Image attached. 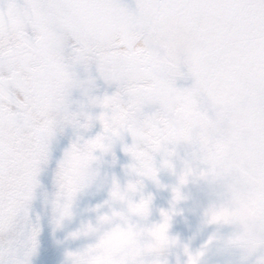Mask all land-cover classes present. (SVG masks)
<instances>
[{"label":"rangeland","instance_id":"374dc122","mask_svg":"<svg viewBox=\"0 0 264 264\" xmlns=\"http://www.w3.org/2000/svg\"><path fill=\"white\" fill-rule=\"evenodd\" d=\"M0 239L264 264V0H0Z\"/></svg>","mask_w":264,"mask_h":264},{"label":"snow or ice","instance_id":"6c2138e0","mask_svg":"<svg viewBox=\"0 0 264 264\" xmlns=\"http://www.w3.org/2000/svg\"><path fill=\"white\" fill-rule=\"evenodd\" d=\"M126 159V157L124 155H119L113 168H112V174L115 175L117 172H119L121 170V165H123L124 167H126V164H123V161ZM144 191L148 192V194L150 196H152L153 201H155L156 196L160 193L161 189H159L158 187H156L155 185L151 186V190L149 188V184L148 182H145L144 185ZM162 199V197H161ZM97 207H99V205H97ZM156 211H159V209H156ZM186 223H188V221H185ZM4 241L2 239H0V243H3ZM58 249L55 247H51L46 249L43 245L41 246V250L37 256V264H57L56 261V251ZM58 264H60V259ZM168 264H174V262L170 261L168 262Z\"/></svg>","mask_w":264,"mask_h":264}]
</instances>
